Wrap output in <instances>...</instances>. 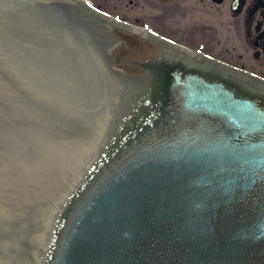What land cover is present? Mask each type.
Segmentation results:
<instances>
[{"label": "water", "instance_id": "95a60500", "mask_svg": "<svg viewBox=\"0 0 264 264\" xmlns=\"http://www.w3.org/2000/svg\"><path fill=\"white\" fill-rule=\"evenodd\" d=\"M114 46V122L44 264H264V80L182 46L129 74Z\"/></svg>", "mask_w": 264, "mask_h": 264}, {"label": "bare ground", "instance_id": "6f19581e", "mask_svg": "<svg viewBox=\"0 0 264 264\" xmlns=\"http://www.w3.org/2000/svg\"><path fill=\"white\" fill-rule=\"evenodd\" d=\"M185 51L193 54L191 50ZM105 60L109 62L107 43L80 7L43 0H0V68L11 72L16 82L13 87L23 90V95L31 99V110L41 124L38 129L46 132H39L38 138L46 135L42 138L48 142L51 135L60 132L56 139L60 142L58 147L72 151L76 147L77 151L75 158L56 154L45 173L40 161L25 173H30L28 178L43 194L41 199L52 203L53 210L48 212L50 231L61 200L95 157L114 122L115 86L108 63L105 69ZM68 132H75L82 143L67 146ZM4 136L7 141V128ZM41 153L39 160H45L46 151ZM50 166L57 167L53 174H49ZM27 187L30 185L17 192L24 193ZM23 197L24 194L19 200L15 197V202ZM1 207L0 223H7L6 217L10 215L6 214V206ZM7 231L5 227L0 230V264L45 263L49 235L41 256L35 255L33 246V255L27 260L22 234L16 238L10 233L14 238L10 241Z\"/></svg>", "mask_w": 264, "mask_h": 264}, {"label": "flooded vegetation", "instance_id": "af4514ba", "mask_svg": "<svg viewBox=\"0 0 264 264\" xmlns=\"http://www.w3.org/2000/svg\"><path fill=\"white\" fill-rule=\"evenodd\" d=\"M55 2L80 7L103 41L115 45L113 64L126 73H143L139 61L182 46L264 80V0Z\"/></svg>", "mask_w": 264, "mask_h": 264}, {"label": "rangeland", "instance_id": "374dc122", "mask_svg": "<svg viewBox=\"0 0 264 264\" xmlns=\"http://www.w3.org/2000/svg\"><path fill=\"white\" fill-rule=\"evenodd\" d=\"M43 1L55 2V0ZM105 61L104 66L106 69L109 62ZM224 62L228 63V61ZM10 73L6 68L4 70L0 68V197L2 201L0 205L2 207L6 206L8 211L6 214L10 215L6 217L7 223H0V230L5 227L8 230L5 234H14L16 238L22 234L25 252L28 257L27 260H29V256L33 255V246H36L35 255L41 256L44 242L50 234L48 226L50 215H48V212L53 209L52 203L41 199L43 194L34 185V180L28 178L30 173H25L30 171L37 164V161L44 163L42 171L45 173L48 163L51 164L56 154L70 155L75 158L77 151H74L76 147L73 151L69 147H58L60 142H57L56 139L59 137L60 132L53 136L51 135V139L48 142H45L46 139L42 138L46 135L38 138L39 132L46 133L45 129H38L41 124L36 119V112L33 109L31 110L33 103L31 99L23 95V90L13 87L15 86L13 83L16 82L12 79ZM23 102L27 103L29 107ZM6 128L8 133L7 141L4 136ZM9 129L11 132H8ZM66 140L67 146L74 143L76 145L82 143V140L75 136V132L66 133ZM50 141L54 143L51 144L49 143ZM42 150L46 151L47 157L45 160H39L42 156ZM5 161L7 162L6 166ZM56 168L50 166L49 174H53ZM26 184L30 185V187H27L24 193L21 191L17 192V189ZM22 194L25 195L22 198L23 200L15 202V197L19 200ZM2 236L3 233H0V239ZM13 239L9 235V240L12 241ZM13 253L18 254L19 251ZM12 257L14 256L10 258Z\"/></svg>", "mask_w": 264, "mask_h": 264}]
</instances>
